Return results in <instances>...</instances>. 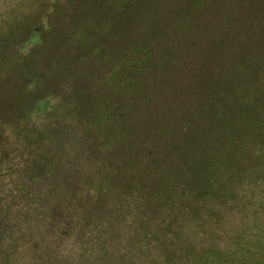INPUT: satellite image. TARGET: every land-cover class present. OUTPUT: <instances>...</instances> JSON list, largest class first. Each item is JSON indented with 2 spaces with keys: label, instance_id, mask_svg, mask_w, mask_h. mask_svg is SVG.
Instances as JSON below:
<instances>
[{
  "label": "rangeland",
  "instance_id": "1",
  "mask_svg": "<svg viewBox=\"0 0 264 264\" xmlns=\"http://www.w3.org/2000/svg\"><path fill=\"white\" fill-rule=\"evenodd\" d=\"M203 256L264 264V0H0V264Z\"/></svg>",
  "mask_w": 264,
  "mask_h": 264
},
{
  "label": "trees",
  "instance_id": "2",
  "mask_svg": "<svg viewBox=\"0 0 264 264\" xmlns=\"http://www.w3.org/2000/svg\"><path fill=\"white\" fill-rule=\"evenodd\" d=\"M150 57H151V53L148 52L147 47H144V46L138 44V45L134 46L128 62H129V64H130V62H131V64H132V62H134L136 64H139V66H140L142 63H145L148 59H150ZM119 75H121L119 70H116L113 73V77L116 80L118 79ZM128 85H129L128 87L131 91L137 89V85L135 84V82H130ZM200 258H202V260H203L201 264H206L209 260L208 256H206V257L203 256ZM187 263L194 264V262H192V261H188ZM187 263H185V264H187Z\"/></svg>",
  "mask_w": 264,
  "mask_h": 264
}]
</instances>
